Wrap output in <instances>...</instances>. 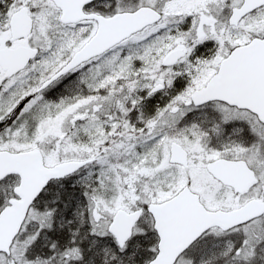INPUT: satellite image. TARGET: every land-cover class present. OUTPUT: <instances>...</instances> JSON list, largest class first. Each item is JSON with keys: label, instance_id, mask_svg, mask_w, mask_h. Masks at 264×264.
Instances as JSON below:
<instances>
[{"label": "snow or ice", "instance_id": "snow-or-ice-1", "mask_svg": "<svg viewBox=\"0 0 264 264\" xmlns=\"http://www.w3.org/2000/svg\"><path fill=\"white\" fill-rule=\"evenodd\" d=\"M0 264H264V0H0Z\"/></svg>", "mask_w": 264, "mask_h": 264}]
</instances>
